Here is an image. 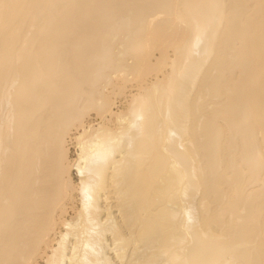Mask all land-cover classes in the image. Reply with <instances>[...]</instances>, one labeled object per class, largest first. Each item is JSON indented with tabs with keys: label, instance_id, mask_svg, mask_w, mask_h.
Instances as JSON below:
<instances>
[{
	"label": "bare ground",
	"instance_id": "bare-ground-1",
	"mask_svg": "<svg viewBox=\"0 0 264 264\" xmlns=\"http://www.w3.org/2000/svg\"><path fill=\"white\" fill-rule=\"evenodd\" d=\"M263 234L264 0H0V264H264Z\"/></svg>",
	"mask_w": 264,
	"mask_h": 264
},
{
	"label": "rangeland",
	"instance_id": "rangeland-1",
	"mask_svg": "<svg viewBox=\"0 0 264 264\" xmlns=\"http://www.w3.org/2000/svg\"><path fill=\"white\" fill-rule=\"evenodd\" d=\"M154 51V50H153ZM152 51V52H153ZM117 52H118V50H117ZM168 54V55H167ZM153 56L150 58L151 59V63L153 64H156V58H158L159 57V54H158V52L157 51H155L154 52V54H152ZM166 55H167V59L164 61L165 63H162L161 64V67H160V63L161 62H159V63H157V65H159V67L160 68H155L154 69V71L153 70H151V72H149V74L147 75L146 74V76H144L143 78H139V76H141V74H144L145 75V73H140V75H138V76H136V74L134 73V72H136V70L134 69V68H132V70H135L134 72H131V75H129L128 77V81H126V80H121V81H118V82H115V83H117V87L115 86L116 84H114V86H108L107 85V88H105L106 86L105 85H103V88H105L104 90H106V94L109 96L108 97V100H109V103L110 104H113L112 105V111H113V113H119V114H121V113H125L128 109H130V107L133 105V104H136L135 103V101H134V103H133V99H132V97L133 96H136V95H138V93H139V88H138V86L139 87H141L140 85H142V86H146L147 84H149L151 81H153V80H155L156 78H158V79H162L163 77H164V75H166V74H168V72H170V70H171V66H172V63H173V61L175 60V58H174V53H173V51H172V49L170 50H168V52L166 53ZM151 56V55H150ZM130 57H128L127 55H125L124 57H123V60H127L128 61V63L129 64H133L134 62H133V60H131V59H129ZM162 65H164V66H162ZM161 69V70H160ZM159 71V72H158ZM161 71V72H160ZM158 72V73H157ZM151 73V74H150ZM157 75H156V74ZM129 74H130V72H129ZM135 76V77H134ZM143 76V75H142ZM141 76V77H142ZM133 77V78H132ZM147 77V78H146ZM138 79V80H137ZM138 81V82H137ZM121 82V83H120ZM122 83H124V84H122ZM143 83H144V85H143ZM121 85V87H120V90H117L118 88H119V86ZM119 85V86H118ZM113 87V88H112ZM123 87V88H122ZM122 88V89H121ZM112 89H113V91H112ZM124 89V90H123ZM105 92V91H104ZM122 92V93H121ZM126 93V94H125ZM122 94V95H121ZM132 99V100H131ZM90 115H89V117L91 118V120H89V122H93L94 124L95 123H98V122H100V120H99V118H97V116L95 115L96 114V111L95 110H93V111H90V113H89ZM113 119V120H112ZM111 119V128H112V126H114L115 124H114V122L116 121L114 118H112ZM92 123V124H93ZM116 123V122H115ZM70 145H68L69 147V160L71 161H75L76 159H77V156H78V149L75 147V145H74V143H71V141H70V143H69ZM246 165V164H245ZM222 169V168H221ZM221 169H220V171H221ZM222 173V172H221ZM73 184H78L80 181H79V176H77V173L76 172H73ZM75 182V183H74ZM69 216H73V215H70L69 214ZM261 218H262V216H261ZM248 226H252V223H248ZM264 235V234H263ZM112 250L113 249H111V252L108 250V249H106L105 250V255L107 256V257H109V259L111 260V261H113V263L112 264H116V260H115V258H113V257H115V250L113 251V253H112ZM260 251V249H258L257 250V252L256 251H254V252H252V256L254 257L256 254L258 255V252ZM107 253V254H106ZM109 254V255H108ZM111 254V255H110ZM112 259H114V260H112ZM37 264H44L42 261H40L39 263H37Z\"/></svg>",
	"mask_w": 264,
	"mask_h": 264
}]
</instances>
